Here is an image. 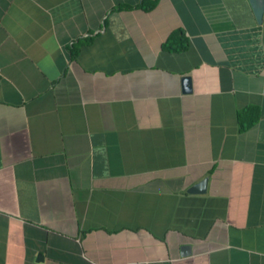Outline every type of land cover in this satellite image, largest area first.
<instances>
[{"label": "crops", "instance_id": "obj_1", "mask_svg": "<svg viewBox=\"0 0 264 264\" xmlns=\"http://www.w3.org/2000/svg\"><path fill=\"white\" fill-rule=\"evenodd\" d=\"M0 264H264L250 0H0Z\"/></svg>", "mask_w": 264, "mask_h": 264}, {"label": "water", "instance_id": "obj_2", "mask_svg": "<svg viewBox=\"0 0 264 264\" xmlns=\"http://www.w3.org/2000/svg\"><path fill=\"white\" fill-rule=\"evenodd\" d=\"M250 3L253 7L255 17H256L258 23L261 24L263 22V16H264V0H250ZM182 83H183V92H185V93L191 92L192 86H191L190 77L189 76H183ZM208 181H209L208 177L201 179L200 181L193 184L188 189V192L193 193V194H204V193H206ZM189 249H190L189 245L183 246V254H189L190 253ZM40 258H43V254L38 255V260Z\"/></svg>", "mask_w": 264, "mask_h": 264}, {"label": "trees", "instance_id": "obj_3", "mask_svg": "<svg viewBox=\"0 0 264 264\" xmlns=\"http://www.w3.org/2000/svg\"><path fill=\"white\" fill-rule=\"evenodd\" d=\"M186 38L182 29L174 31L164 43V47L171 51H180L186 48ZM250 124L241 123V129H245Z\"/></svg>", "mask_w": 264, "mask_h": 264}]
</instances>
